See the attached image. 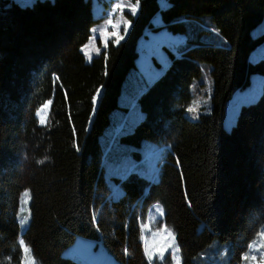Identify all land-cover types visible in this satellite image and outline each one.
Listing matches in <instances>:
<instances>
[{
	"label": "trees",
	"instance_id": "trees-1",
	"mask_svg": "<svg viewBox=\"0 0 264 264\" xmlns=\"http://www.w3.org/2000/svg\"><path fill=\"white\" fill-rule=\"evenodd\" d=\"M93 1L0 0V264L24 261L18 212L25 189L30 219L21 236L38 264H81L65 254L77 237L56 219L64 207L80 214L119 264H159L146 254L142 226L157 201L182 264H247L264 228V82L230 130L225 118L249 75L264 74V60H250L264 42V33L251 32L264 18V0H141L135 14L121 10L130 19L123 40L117 44L110 33L89 62L81 47L99 20ZM158 12L181 33L187 22L208 17L199 32L214 39L189 38L170 51L162 73L138 97L143 116L132 131L118 133L129 143L158 144L165 156L156 176L130 167L110 185L99 135ZM202 62L212 64V109L193 120L185 109ZM100 90L91 122L76 116L63 96L91 104ZM51 100L42 124L38 111Z\"/></svg>",
	"mask_w": 264,
	"mask_h": 264
},
{
	"label": "rangeland",
	"instance_id": "rangeland-1",
	"mask_svg": "<svg viewBox=\"0 0 264 264\" xmlns=\"http://www.w3.org/2000/svg\"><path fill=\"white\" fill-rule=\"evenodd\" d=\"M140 1H93V12L99 20L92 27L90 39L81 47L87 61H92L95 56L100 54L102 48L106 45L104 38L108 37L110 33L118 32L121 35L122 31H127L130 28V19L125 15L123 17V13L120 14L121 10L124 8L125 11L132 13L131 7L137 4L139 5ZM117 5H122L123 7L118 8ZM109 21H112V24L119 25V27L112 28ZM151 23L153 25L151 28L153 29L145 31L139 39V56L135 61L136 65L132 66L125 74L122 80L117 106L111 110L110 120L99 135L100 146L103 152H105L103 175L110 185H115L117 182L116 178L122 177L130 167L132 169L136 168L141 175L148 179H153L156 176L158 163L165 156L164 151L157 150L158 144L149 139H142L140 144L129 143L123 141L118 133L122 129V133L132 131L135 124L143 116L138 104V97L168 64L170 51H175L178 45L187 43L189 38L193 40L196 37L202 40L214 39L213 33L199 32L202 27L209 23L208 17L204 18L203 24L194 21L187 22V33L171 31L166 26L160 12L153 17ZM106 32L108 33L107 35H105ZM251 32L254 36L264 33V18ZM250 60L252 62L264 60V42L251 52ZM201 66L203 73L199 78L193 80L191 84L192 99L185 109L186 117L193 120L198 119L201 114L209 113L212 109V64L202 62ZM263 82L264 74L252 72L249 75V83L234 92L229 100L227 116L225 118V128L227 130H230L235 124L242 105L258 99L262 92ZM100 95L101 90L97 93L91 104L83 103L81 97L75 100L66 94L63 96L76 116H81L91 122ZM55 97L56 93L52 98L54 99ZM51 102L52 100L45 104L48 105L45 111H41V109L45 108V105L39 109L38 117L40 122L42 117H46L47 120ZM189 108H197L198 111L193 114L188 111ZM46 120L42 124H45ZM143 157L146 158L142 159ZM140 159L142 160L139 161ZM145 160V164L138 167ZM25 192L30 194V190L25 189L21 193L18 212L21 235L28 227L30 219V199H27L26 202ZM163 218L164 208L161 202L157 201L152 204L148 216L142 223L146 254L148 256L150 251L152 253V259L156 258L159 264H177L178 261L179 264H182L181 253L180 251H176L178 247L176 236L173 230L162 222ZM56 219L59 223L73 229L77 237L76 243L66 251L65 254L67 257L79 261L81 264H119L107 253L100 244V241L83 224L80 214L73 207L60 209L56 213ZM168 232H171L172 236L175 237V243L172 242L170 237L162 240L161 236L157 235V233H161L167 237ZM21 235L19 241L20 244L23 241V244H21L24 252L23 264H33V262L34 264H38L31 250L30 253H25L24 247L27 245L24 243ZM160 247L165 249L163 253L159 251ZM225 247L228 249L227 246ZM227 249L224 250L222 256H226ZM246 257L247 264H260L261 261H264V228L257 239L250 245L249 253Z\"/></svg>",
	"mask_w": 264,
	"mask_h": 264
},
{
	"label": "snow or ice",
	"instance_id": "snow-or-ice-1",
	"mask_svg": "<svg viewBox=\"0 0 264 264\" xmlns=\"http://www.w3.org/2000/svg\"><path fill=\"white\" fill-rule=\"evenodd\" d=\"M117 7H118V8H122L123 6H122V5H117ZM137 7H138V4H137V5H134V6L131 7V12H132V14H135V13H136V11H137ZM109 24L112 25L113 28H118V27H119V25L112 24V21H109ZM107 34H108V33L106 32L105 35H107ZM111 35L114 36V37H116V43H117V44H118L121 40H123V38H124V37H123L122 35H120L118 32H113V33H111ZM47 107H48V105H45V108H44V109H41V111H42V112L45 111V110L47 109ZM188 111H189L190 113L195 114V113H197L198 109H197V108H189ZM45 120H46V117H42V119H41V123H44ZM43 162H44V161H40V163H43ZM24 196H25V198H26V202H27V199H30V194H29L28 192H25V193H24ZM165 231H167V229H165ZM157 235H158V236H161V239H162V240H166V239H168V238L170 237V238L172 239V242L175 243V237L172 236L171 232H168V236H167V237L163 236L161 233H157ZM21 244H23V241H21ZM169 247H171V245H169ZM164 250H165V249H164L163 247H160V249H159V251H160L161 253H163ZM24 251H25L26 254L30 253V249H29L27 246L24 247ZM176 251H177V252L179 251V248H178V247H177ZM148 256H149V260H151V259H152V253H151L150 251H149V253H148ZM161 258H162V257H161ZM245 259H247V257H245ZM253 259H255V257H253ZM33 264H34V262H33ZM177 264H179V261L177 262ZM260 264H264V261H261Z\"/></svg>",
	"mask_w": 264,
	"mask_h": 264
},
{
	"label": "crops",
	"instance_id": "crops-1",
	"mask_svg": "<svg viewBox=\"0 0 264 264\" xmlns=\"http://www.w3.org/2000/svg\"><path fill=\"white\" fill-rule=\"evenodd\" d=\"M148 30H149V29H147V31H148ZM164 68H165V67H164ZM163 70H164V69H163ZM161 73H162V72H160L158 75H160ZM158 75H157V76H158ZM98 100H99V99H98ZM97 104H98V103H97ZM96 107H97V106H95V110H96ZM75 261H76V260H75ZM78 262H79V261H78Z\"/></svg>",
	"mask_w": 264,
	"mask_h": 264
}]
</instances>
